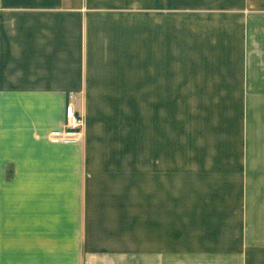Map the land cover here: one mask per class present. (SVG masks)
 <instances>
[{
	"label": "crops",
	"instance_id": "obj_1",
	"mask_svg": "<svg viewBox=\"0 0 264 264\" xmlns=\"http://www.w3.org/2000/svg\"><path fill=\"white\" fill-rule=\"evenodd\" d=\"M126 100L244 101L216 143L209 233L174 234V158L145 172L95 154L109 101ZM70 101L83 141L36 137ZM125 192L140 218L149 196V222L85 220ZM0 264H264V0H0Z\"/></svg>",
	"mask_w": 264,
	"mask_h": 264
},
{
	"label": "rangeland",
	"instance_id": "obj_2",
	"mask_svg": "<svg viewBox=\"0 0 264 264\" xmlns=\"http://www.w3.org/2000/svg\"><path fill=\"white\" fill-rule=\"evenodd\" d=\"M109 102L112 104L110 107L118 108L116 110L118 111L117 122L112 121L111 118L108 119V117L107 120L106 117L101 118L104 120H100L92 136L99 143L94 146L95 154L98 156L108 155L113 160L115 157L122 158V166H130V164H125V161H128L126 157H129L128 162H131V159L133 161V159H138L141 156L143 157L145 172H148L146 170L149 167L146 166H150V157L152 156H158L159 159L161 157L163 159L174 158L175 211L173 217L169 213V219L173 218L174 220V234L176 236L199 234V227H201L203 235L212 231L213 205L215 202V176H213V172L215 170L216 143L218 140L224 141V137L230 134L232 109L235 107V114L237 115L238 112V115H241L243 110L239 104L244 101L126 100ZM140 114L142 132L139 133ZM85 127L86 120L84 117V137L86 134ZM49 134L50 132L37 133L36 137L49 139ZM146 176L148 175L144 173V183ZM150 181V178L147 179L148 183ZM129 191H134V188ZM115 199L111 198L110 206L113 205L112 201ZM125 199H127L126 205ZM118 201L125 205L123 206L124 213L122 208V213L114 212V209H111L110 212H102L100 208L101 205H106L105 201H95L94 211L88 217L85 215V220H99L109 217L112 220L119 219L121 221L124 219L138 220V218L139 220L142 218L141 220L146 222L150 221L149 196L146 194H143L144 210L141 218L138 210L134 209V205L138 203L134 195L126 196L125 192L124 195H120ZM200 205H202L201 209L199 208ZM126 207L129 208V211L126 210ZM15 208L17 226L19 222L22 223L24 205L21 202L16 204ZM29 212L31 226L37 225L40 216L36 208L30 205ZM45 215L44 213L43 216ZM158 218L161 221L166 220L168 216L166 213L164 216L158 214ZM199 220L202 221L199 222ZM94 225V230H99L96 227L98 226L96 222Z\"/></svg>",
	"mask_w": 264,
	"mask_h": 264
},
{
	"label": "built area",
	"instance_id": "obj_3",
	"mask_svg": "<svg viewBox=\"0 0 264 264\" xmlns=\"http://www.w3.org/2000/svg\"><path fill=\"white\" fill-rule=\"evenodd\" d=\"M84 137V117L70 101L65 108V122L61 128L50 131L48 138L56 143H80Z\"/></svg>",
	"mask_w": 264,
	"mask_h": 264
}]
</instances>
